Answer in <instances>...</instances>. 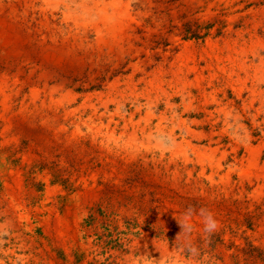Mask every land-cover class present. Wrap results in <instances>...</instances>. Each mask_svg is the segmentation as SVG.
I'll return each mask as SVG.
<instances>
[{
    "label": "rangeland",
    "instance_id": "obj_1",
    "mask_svg": "<svg viewBox=\"0 0 264 264\" xmlns=\"http://www.w3.org/2000/svg\"><path fill=\"white\" fill-rule=\"evenodd\" d=\"M0 264H264V0H0Z\"/></svg>",
    "mask_w": 264,
    "mask_h": 264
},
{
    "label": "clouds",
    "instance_id": "obj_2",
    "mask_svg": "<svg viewBox=\"0 0 264 264\" xmlns=\"http://www.w3.org/2000/svg\"><path fill=\"white\" fill-rule=\"evenodd\" d=\"M194 214H197L196 210L189 206L181 218L176 219L181 230L177 233L175 240L180 241L181 237L184 239L181 243L175 244V248L181 253L198 260L201 256L200 249L191 242V233L193 231L191 217ZM198 215L201 217L203 224V239L206 243L210 242L211 237L219 231L220 224L213 213L206 208H200Z\"/></svg>",
    "mask_w": 264,
    "mask_h": 264
}]
</instances>
